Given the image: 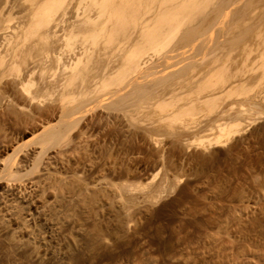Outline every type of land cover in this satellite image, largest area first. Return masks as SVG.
Segmentation results:
<instances>
[{
    "label": "rangeland",
    "instance_id": "1",
    "mask_svg": "<svg viewBox=\"0 0 264 264\" xmlns=\"http://www.w3.org/2000/svg\"><path fill=\"white\" fill-rule=\"evenodd\" d=\"M158 1L145 0L139 12ZM203 1L173 0L172 9ZM109 2L0 0V213L7 225L39 253L75 251L62 229L68 207L82 208L81 199L94 200L84 214L96 227L137 225L146 206L160 207L184 185L196 197L180 208L232 240L233 248L212 251L219 255L211 263L264 264V0H212L194 20H172L152 43L136 41L139 12L137 27L125 14V32L111 31ZM87 15L97 19L80 23ZM152 19L142 29H157ZM83 156L87 167L73 174Z\"/></svg>",
    "mask_w": 264,
    "mask_h": 264
},
{
    "label": "bare ground",
    "instance_id": "2",
    "mask_svg": "<svg viewBox=\"0 0 264 264\" xmlns=\"http://www.w3.org/2000/svg\"><path fill=\"white\" fill-rule=\"evenodd\" d=\"M114 1L110 0L109 4L107 5L108 7L109 6L112 7V9L115 8L113 10H116V11L110 10L108 13V14L112 13L114 18L112 17L111 14H110L111 18L109 17V15H107L108 16L107 18H110V19L113 18L114 20L112 21V20H108L106 18L105 19H106V21H109L108 23H110V24L113 23V25L111 24V27H110L111 31H114L116 33H119L121 31L125 32V28H126L125 24H126L127 18L126 19L124 18V20H125V23H124L123 17H125V14L130 15V18H131V16L132 17L135 16V14L137 12H139V10L141 8H144L143 3L145 2V0H129L128 2H125L124 4L122 2L119 3V1L118 2L117 1L114 2ZM211 1L212 0H205L202 2V4H197L194 7L189 6V4L185 5V4L181 3V4H178L176 6V8L174 7V9H172L173 5H174L173 0H159L158 4L156 5V8L150 6V8H148L150 10L146 9V11H140V12H142L141 14H140V12L138 14H136V16L140 15L137 17V18L140 17V20H137V21L139 24H141L142 27L139 30V33H137V36H138L137 40H136V38H135V40L138 41V38L142 37L141 39H143V40L146 39V41L148 40V43H152L154 40L156 41L157 37L159 38V36L163 33V31H164V34H166V32L170 28L169 26L171 25L170 23L172 20L173 21L179 20V17L183 14L189 20H194L195 17H199V15H200L199 13H201L202 10L206 7V5L211 3ZM110 7H109V9H110ZM153 8H154V10H153ZM106 10H105V12H106ZM151 10H152V14L150 13ZM217 11H219V10H217ZM147 12L150 13L151 15L149 14L150 16H145L148 14ZM86 14H88V12ZM98 14H99V12H98ZM98 14H96L97 16L95 15L98 18H100L101 14L103 16V13H100V16ZM201 14H203V13H201ZM95 16H90V15L84 16V18H82L80 20V23L92 22L96 18ZM154 17H156V19H155L156 21H154V23L157 24V27H156L157 29H154V30L152 29L153 31H151V30L146 31V29L145 30L142 29L143 27H146V26L149 27L150 25L148 26V24H150V22H152L154 20V19H152ZM130 18H128L129 20L128 19L127 20L128 21L132 20V24L135 26L137 24V22H136L137 18L136 17H133L131 19ZM134 18H136V19H134ZM101 21H103V20H101ZM101 21H100V23H101ZM106 21L104 20V23ZM108 23L106 24V26L109 27ZM102 24H100L102 26L99 28L100 31L105 29V27L103 26L104 24L103 25ZM135 27H137V26H135ZM106 29H107V27H106ZM129 32H130V30H129ZM128 34H130V33H128ZM191 36H192V32H191V30H189L187 33H185V35H183V37H184L183 40H188L191 38ZM126 37H128V36H126ZM127 39H129V38H127ZM140 42H141V40H140ZM185 44H186V42L182 41V44L180 46H178V47L175 46V47L180 48V47H182V45L185 46ZM180 49L182 51V48H180ZM177 50H179V49H176V53L178 52ZM174 51H175V49H174ZM174 51H171V52H174ZM140 63H141V61H140ZM142 63H143V61H142ZM139 65H141V64H138V66ZM160 83H164V82L160 81ZM172 88L174 89V87H172ZM180 88L182 89L183 87L181 86ZM175 89H179V88H175ZM221 127H220V129H224L225 126H221ZM42 129H44V127ZM89 154H90V152H89ZM80 158H81V156H80ZM85 160H88V157L83 156L82 160L80 161L81 164L77 165L72 170L70 169L73 174L77 173V172L83 170L85 167H87V166H85V165H87ZM63 167H65V166H63ZM66 167L68 168V166H66ZM34 168H35V166H34ZM69 168H72V167H69ZM90 168H92V166H89L88 169H90ZM44 169L46 170V168H44ZM70 170L67 172L69 173ZM45 173L47 174V171ZM43 174H44L43 172H39L35 176L38 179V177L40 178V177L44 176ZM81 176H82V174H81ZM36 177H34L33 180H37ZM33 180H31V181H33ZM28 181H30V180H28ZM73 181L76 183L78 182V180H75V179ZM76 183L68 184V186H67V183H66V185L65 184H62V185H64L65 188L68 187V189H69V187L72 185H73V187H76V186H74V185H76ZM187 187H186L187 191H185L184 185H183V187L180 186L177 191L175 190L176 193L171 199H169V200L167 199L168 201L160 202L161 203L160 207H158V206L153 207V205H151V203L149 206H146V208H145L146 210L145 209H144L145 211L143 210L144 211V215H143L144 219H142V220H144V222L142 220H140L143 222L142 224H140L138 221V223L136 225L135 220L137 221V219L134 218L135 224H133L134 222L132 220V223H129L128 225H125V226L119 225L117 223L118 225H115L114 227H110V228L108 227L107 228V226L105 225L107 222H109L107 220L105 223H103V225H105L107 229L104 228L103 225L102 226L98 225L97 226L98 228L101 227L98 229L96 227V225H94L95 223L93 224L91 222L94 225V227L97 229H95L94 227L92 228L93 225L90 224V221L88 220V217H91V216L90 215L86 216L84 213H85V211H87V212L90 211L89 213H92L91 210L94 207V206H92L94 204V200L91 197L81 199L79 204H81L82 208H80V209H73L72 208V210H70L71 208L68 207L69 210H67V211L69 212L68 215H70L69 216L70 218H69V221L67 220L68 223H67V225H65V228L62 229L63 232L65 230L68 231L67 233H69L73 237V239H72L73 244L76 245V247L74 246L75 251H71L72 249H69L70 251L67 249H65L63 251L62 250L59 251L56 249V247H55V249L50 247V248L45 249L42 253H39L38 251H40V250H38V249L40 248V246L37 248L34 244L32 245V242L34 240L31 243L28 241L29 242L28 243V242H25V241H27V239L26 240L24 239L25 241H22L21 238L18 239V237L16 239V237H15L16 231L14 230V228L12 229L11 227H9L7 225L8 223L6 222L4 215H2L0 213V264H62V263H65V264H213L216 260L214 261L211 259H214V257L219 255V254H217L216 256L213 257V255L216 254V253L215 254L213 253L214 249L218 246H226V245L228 247L233 248L232 243L230 242L232 240L228 239L227 235L221 234L219 232L208 231L207 230L208 226L206 224L205 225L207 227H205V225L204 226L202 225L204 220L200 221L198 219L199 218L198 216H197L198 218L192 217L193 215L192 216L190 215L192 213L189 212V210H187L189 212L188 213V212H186V210L183 209V207L180 208V206L186 205V204L181 205V203L183 201L185 202L186 200H189V199L193 198L194 196L196 197L195 194L193 195L192 192L188 191ZM65 188H63V189H65ZM146 198H148V197H146ZM156 198H157V196H156ZM61 200H63V199H61ZM157 200H158V198H157ZM192 200H194V199H192ZM58 204H60V203H58ZM13 206L16 207L15 205H13ZM91 207H92V209H91ZM184 208H185V206H184ZM89 209H91V210H89ZM139 209H137L138 212H140ZM189 209H191V208H189ZM192 210H190V211H192ZM141 211H142V209H141ZM164 211H165V214H163ZM63 213H65V212H63ZM141 213L143 214V212H140V215H141ZM161 214H163V216L158 217ZM11 215L13 218L17 217L19 215L17 207L15 208V211L12 210ZM211 215H213V214H211ZM112 218L113 217H111V219ZM14 220L16 221V218ZM19 220H20L19 222L21 224L20 228L26 229V227H27L26 220L24 218H22L21 216H20ZM112 220H114V219H112ZM162 220H165V222H167V223L163 224ZM172 221L173 222L179 221L181 223V225L182 224L184 225V227L187 226L188 228H190V231L188 230L186 233H183L184 231H182L179 227H176V228H179L182 232H180V230H178L176 228H175L176 230L173 229L172 228L173 226L171 227L170 225H168V222L170 224V222H172ZM114 222L111 221V223H114ZM200 222H201V224H200ZM107 224H109V223H107ZM90 225H92V226H90ZM208 225H209V223H208ZM88 226H89V228L91 227L92 229H88ZM185 229H186V227H185ZM237 229H238V227H237ZM220 232H222V231H220ZM234 244L235 243H233V245ZM236 246H238V245L236 244ZM220 249H222V248H220ZM42 250L43 249H41V251ZM217 253H219V250ZM212 261H214V262L211 263ZM221 261H219V262L217 261L218 262L217 264H224ZM239 261H240V259H239ZM241 262H242V260H241ZM235 263H238V261L233 262V264H235Z\"/></svg>",
    "mask_w": 264,
    "mask_h": 264
}]
</instances>
